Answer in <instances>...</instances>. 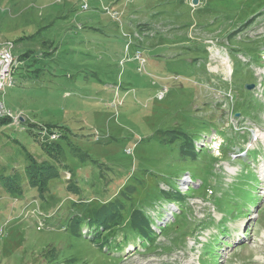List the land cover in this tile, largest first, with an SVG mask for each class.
I'll return each instance as SVG.
<instances>
[{
    "label": "rangeland",
    "instance_id": "1",
    "mask_svg": "<svg viewBox=\"0 0 264 264\" xmlns=\"http://www.w3.org/2000/svg\"><path fill=\"white\" fill-rule=\"evenodd\" d=\"M7 41L17 60L0 99L17 122L0 125V264H264V0H0ZM246 82L245 111L232 115L231 93ZM182 131L197 139L194 157L182 153ZM55 144L64 157L53 155ZM27 154L51 161L57 177L29 182ZM236 176L260 200L227 221L217 251L204 246L215 226L183 240L153 229V251L139 242L121 250L120 235L100 248L88 221L69 227L86 200L100 206L123 191L161 226L186 204L193 228L221 201L228 211L224 193ZM242 222L246 234L235 233Z\"/></svg>",
    "mask_w": 264,
    "mask_h": 264
},
{
    "label": "trees",
    "instance_id": "2",
    "mask_svg": "<svg viewBox=\"0 0 264 264\" xmlns=\"http://www.w3.org/2000/svg\"><path fill=\"white\" fill-rule=\"evenodd\" d=\"M141 41L143 42V38L140 37ZM139 47L140 44H137ZM141 54H142V49ZM138 48L135 49V51H139ZM254 55H258L257 57H261V51L260 52H252ZM13 120L9 116L1 117L0 118V125H9V123H12ZM21 122V121H20ZM14 123V122H13ZM24 123V122H21ZM30 127L33 126L32 123H27ZM38 131V128H37ZM40 131H38L39 133ZM40 134V133H39ZM39 137V136H38ZM62 139H67L65 137H62ZM69 140V139H68ZM180 140L183 142V145L181 146L182 153H185L188 156L194 157L196 155V147H195V141L196 138L192 137L190 134H187V132L182 131L180 132ZM48 141V140H45ZM66 145L68 149H71L73 151L74 155H77V153L73 150L75 147L71 144L70 140L66 142ZM43 147L48 148L46 149L48 155L52 153L50 151V147H48V143L45 142L42 144ZM56 148L57 154L53 153V155L57 158L58 156L64 157V150H66L65 147H61L59 144L53 145ZM73 148V149H72ZM78 148V147H77ZM75 148V149H77ZM79 149V148H78ZM80 156V155H78ZM28 157V165L27 168H25V174H27V178L29 179V182H35L39 181L42 182L43 179L46 180L44 175H49L53 177H57L58 170L56 166L51 161L43 159L41 162H37L31 155L27 154ZM81 158V157H80ZM62 164L64 162L61 161ZM59 176V175H58ZM74 177V176H73ZM72 186L75 185V180L72 181ZM43 183V182H42ZM74 184V185H73ZM129 185V184H128ZM127 188H124V190L127 192V190H130V186H127ZM249 185L247 182L242 181L239 176L235 177L234 180L227 184V193L225 195L224 201H226L230 207H228V211H224L223 208L227 205L221 201V207L222 211L224 212L225 218L227 217H239L245 214V210L249 207L248 204L255 203L256 199L252 198V194L248 193L249 191ZM75 193H77V190H73ZM130 194L132 193L129 191ZM128 194V192H127ZM129 195V194H128ZM165 195V194H164ZM168 198L170 200H176L180 199L178 193L174 194H168ZM238 199L241 200V203L238 202ZM108 200V199H107ZM89 204L87 207H83L81 211L79 212V215H73L70 220L72 223H70V226L73 227L79 226L81 228V224L83 220L88 221V225L90 228V232H93V237L90 239V241H100L99 247H102L106 243H109L110 241L115 240V238L120 235L122 238L123 245L132 242L133 245L136 247L137 243L139 242V246L145 248L146 250H152V245L155 240V232L151 227V220L148 218V215H145L139 211V208L137 207L134 210V204L131 203L130 199L126 197V193L123 191H120L119 198L108 200L104 205L96 206L92 205L91 200H86ZM91 201V202H90ZM126 202V206H128V202H130V207H132V210L130 211V214L125 217L124 214V205L123 203ZM237 202V203H236ZM186 205L181 204L179 208L180 214L175 215L174 222L161 229L162 232H167L168 234L165 235H176L180 234V240L184 238L185 235H188L189 232H192L191 229L188 228L186 221H185V209ZM134 210V211H133ZM104 212V213H102ZM77 216L79 218L77 223H74L75 220L73 217ZM208 222V220L205 219V221L201 220L199 224L196 226H199L201 229L205 225L204 223ZM78 228V229H80ZM92 230V231H91ZM225 231V228L222 226V232ZM111 233H114L116 235H111ZM190 235V234H189ZM80 236V235H79ZM81 237V236H80ZM119 248H122V244H120V241L116 242ZM212 247V250L216 247L213 242H210L209 244Z\"/></svg>",
    "mask_w": 264,
    "mask_h": 264
},
{
    "label": "built area",
    "instance_id": "3",
    "mask_svg": "<svg viewBox=\"0 0 264 264\" xmlns=\"http://www.w3.org/2000/svg\"><path fill=\"white\" fill-rule=\"evenodd\" d=\"M84 7H86V4ZM13 48L14 44L10 41L0 43V93L3 91L5 86L10 84L11 81V77L8 75L7 66L10 65V59L14 58ZM136 56L139 58L140 53L138 52ZM0 107H2V115H0V118L8 115L12 117V113L7 111V108L1 99Z\"/></svg>",
    "mask_w": 264,
    "mask_h": 264
},
{
    "label": "bare ground",
    "instance_id": "4",
    "mask_svg": "<svg viewBox=\"0 0 264 264\" xmlns=\"http://www.w3.org/2000/svg\"><path fill=\"white\" fill-rule=\"evenodd\" d=\"M222 59L224 60V62L227 63V59L225 57H222ZM16 60H17V58L14 56L13 59H10V65L7 66L8 67V75H9V77H11V81H10V84H8V86L11 85L12 82H13V78H12V73L11 72H12V68H13L12 66H14V61H16ZM0 115H2V107H0Z\"/></svg>",
    "mask_w": 264,
    "mask_h": 264
},
{
    "label": "water",
    "instance_id": "5",
    "mask_svg": "<svg viewBox=\"0 0 264 264\" xmlns=\"http://www.w3.org/2000/svg\"><path fill=\"white\" fill-rule=\"evenodd\" d=\"M198 1H199V0H191V3H192V5L195 6V5L198 4ZM252 87H253V85H250V84H249V86H247L246 88H247V89H251Z\"/></svg>",
    "mask_w": 264,
    "mask_h": 264
},
{
    "label": "crops",
    "instance_id": "6",
    "mask_svg": "<svg viewBox=\"0 0 264 264\" xmlns=\"http://www.w3.org/2000/svg\"><path fill=\"white\" fill-rule=\"evenodd\" d=\"M127 19H128V18H127ZM127 19H126V20H127ZM128 20H129V22L132 23L133 25H130V24H128V23L126 22V25H125V26H126V27H130V28L133 29V28H134V23L131 22V21H133V20H131V19H128ZM139 22H140V21H139ZM139 22H138V23H139ZM139 24H140V23H139ZM127 25H128V26H127ZM140 25H141V24H140Z\"/></svg>",
    "mask_w": 264,
    "mask_h": 264
}]
</instances>
